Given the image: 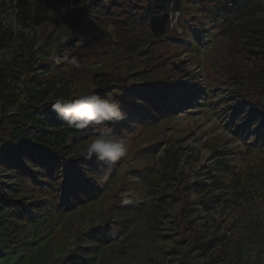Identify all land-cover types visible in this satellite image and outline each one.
<instances>
[{"label": "rangeland", "instance_id": "rangeland-1", "mask_svg": "<svg viewBox=\"0 0 264 264\" xmlns=\"http://www.w3.org/2000/svg\"><path fill=\"white\" fill-rule=\"evenodd\" d=\"M111 1L117 11L106 34L88 36L84 29L73 35V22L89 28L94 21L93 13L87 20L79 14L81 4L64 5L58 25L46 29L27 26L16 0H0L1 26L11 33L0 65L19 76L9 77L17 96L10 114L21 103L94 91L108 78L106 92L118 96L127 118L97 127L129 144L126 158L103 165L82 157L87 141L76 143L64 150L74 157L67 169L30 149L2 147L0 264H51L66 256L65 264H184L186 253L191 264H264V174L245 176L264 160V113L239 98L241 68L249 63L237 53L245 42L236 32L264 13L237 20L239 0L228 11V0H173L168 30L157 39L142 22L150 0ZM262 46L264 37L246 47ZM158 78L164 90L149 84ZM171 148L179 181L164 168ZM106 168L107 180L98 182L96 173ZM236 176L242 197L233 192ZM152 177L165 202L149 227L143 211ZM182 200L192 202L185 218L200 241L221 239L215 251L189 250L176 224Z\"/></svg>", "mask_w": 264, "mask_h": 264}, {"label": "trees", "instance_id": "trees-1", "mask_svg": "<svg viewBox=\"0 0 264 264\" xmlns=\"http://www.w3.org/2000/svg\"><path fill=\"white\" fill-rule=\"evenodd\" d=\"M81 1L82 0H16L15 6L19 11L21 20L24 21L27 26L49 29L56 27L62 19L61 11L64 5L72 3L79 6L81 4L79 14H82V17L87 20L93 13L95 14L94 21H92L89 28L88 26L82 25L83 23L80 21L73 22V35L77 29H84V32L89 33L88 36L105 35L108 23L112 22L114 19L113 14L117 11V6H115L114 2L111 0H87V4H83ZM228 1L225 7L227 11L229 8L231 9L232 6H235L238 0ZM239 1H241V8H236V12L233 13L237 20L246 15L250 17L258 13H264V0ZM172 2L173 0H150L149 5L145 9L142 22L149 29L151 35L157 39L162 38L168 30V12ZM79 17L80 16H77L76 19H80ZM88 30H90V32ZM236 32L238 37L245 42V47L238 49L237 53L249 63V65H244L241 68L239 84L241 88H243V91L239 93V98L251 106L255 112L261 111L264 113V46L257 50L246 47L250 45L251 42L256 41L257 38L264 37V19H249L247 21H242L239 23ZM10 40L11 33L2 28L0 18V51ZM11 76L18 79V71L15 68L9 69L4 65H0V149L9 146L30 149L39 155L59 162L66 169L69 168L74 157H65L66 153L64 150L76 143L87 141L89 137L94 134V128H97V126H90L88 129L70 127L66 122L57 117L52 109L53 103L51 101L43 103L40 106L21 103L17 106L16 111L10 114V110L15 106L17 100V96L9 80ZM32 79L33 78L28 77L26 80V82H30V84L22 83V90L26 96L31 94L28 86L33 82ZM161 80L162 78L154 79L150 81L149 84L164 90L165 86ZM111 86H113V84L108 78L102 79L94 84V92L100 97L112 96L118 99V96L114 95V93L106 92ZM61 96L63 97V95ZM105 124H109V122H105ZM46 127H49L48 131ZM258 153L261 154L260 152ZM174 155L175 150L173 148L167 151L164 168L166 170L170 169L172 175L179 181V173L174 172L176 165V162H174ZM217 165H224V160H218ZM225 172L230 174L231 169L226 168ZM163 174L165 175V172ZM263 174L264 160L259 159L254 167H249L247 169L245 176H248L249 179L257 180L259 176ZM208 178L213 181V185L220 186V184L217 183L219 177L209 173ZM241 180L240 176L232 177L233 192L239 197L245 195V190L239 187ZM160 189L161 188L158 187L156 183L155 177L148 180L147 196L149 197V202L144 208L143 218L149 227L152 222H157L158 210L163 205V202H165L164 195ZM181 193L182 191H180L179 194L177 193L178 197H182ZM3 198H5V195ZM4 200L8 202L7 208L14 209L15 205L9 202V199L5 198ZM191 204L192 202L188 200H182L176 216V224L180 229V235L187 240L191 252L198 250L215 251V245L217 241H221V239L217 240L214 237L205 242L200 241L197 233L191 228L190 221L186 220V213ZM187 231H190V234L186 236ZM220 236L223 238L222 240H224L225 232L223 231ZM188 256L189 253H186L183 257L184 264H191L187 262ZM68 260L69 257L67 256L61 257L54 260L51 264H65Z\"/></svg>", "mask_w": 264, "mask_h": 264}, {"label": "clouds", "instance_id": "clouds-1", "mask_svg": "<svg viewBox=\"0 0 264 264\" xmlns=\"http://www.w3.org/2000/svg\"><path fill=\"white\" fill-rule=\"evenodd\" d=\"M71 63L79 67L74 58ZM52 109L59 119L77 129H88L90 126L119 122L127 118L118 99L112 96L100 97L91 90L72 98H57L52 104ZM128 154V141L114 135L106 126L103 129L94 128V134L89 137L81 152L85 159L95 157L97 162L103 165H111L121 158H126ZM108 175L106 168L103 172L96 173V179L102 183L107 180Z\"/></svg>", "mask_w": 264, "mask_h": 264}]
</instances>
